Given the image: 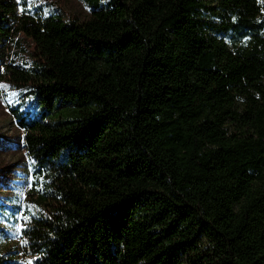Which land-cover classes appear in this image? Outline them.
Returning <instances> with one entry per match:
<instances>
[{
    "label": "trees",
    "instance_id": "1",
    "mask_svg": "<svg viewBox=\"0 0 264 264\" xmlns=\"http://www.w3.org/2000/svg\"><path fill=\"white\" fill-rule=\"evenodd\" d=\"M104 2L0 0V82L42 110L0 145V264H264V0ZM59 95L78 117L44 119Z\"/></svg>",
    "mask_w": 264,
    "mask_h": 264
},
{
    "label": "rangeland",
    "instance_id": "2",
    "mask_svg": "<svg viewBox=\"0 0 264 264\" xmlns=\"http://www.w3.org/2000/svg\"><path fill=\"white\" fill-rule=\"evenodd\" d=\"M26 1L28 5L34 9H40L42 6L47 12L58 10L61 13L73 16L82 12L88 11L90 7L86 0H17L18 3ZM105 1V0H104ZM100 0V5L103 6L107 2ZM21 90V91H20ZM21 92V93H20ZM25 94V96H22ZM21 108L23 113L30 112V118L41 117L42 110L37 105L35 98L31 92L27 91L26 87L16 89L8 83L0 82V145H8L22 141V131L17 125L16 118L12 108ZM84 108V103L78 98H64L59 95L54 106L51 109L50 115L44 117L45 120L68 121L80 115V111ZM0 146V206H5V209L10 213L24 189V179L19 171L26 168L21 167L26 154L24 150L13 151L5 150ZM21 165V166H20ZM30 164H27L29 168ZM8 187H6V186ZM17 186V187H15ZM13 187V188H11ZM15 187V188H14ZM8 198H5V197ZM34 215H38L37 209L33 210ZM16 243V242H15ZM20 243V242H19ZM21 246H16L15 249L20 251Z\"/></svg>",
    "mask_w": 264,
    "mask_h": 264
},
{
    "label": "snow or ice",
    "instance_id": "3",
    "mask_svg": "<svg viewBox=\"0 0 264 264\" xmlns=\"http://www.w3.org/2000/svg\"><path fill=\"white\" fill-rule=\"evenodd\" d=\"M31 208V206H29ZM29 217H25V219H28ZM25 243H27V241H24Z\"/></svg>",
    "mask_w": 264,
    "mask_h": 264
}]
</instances>
